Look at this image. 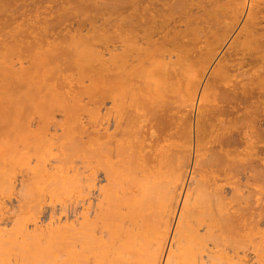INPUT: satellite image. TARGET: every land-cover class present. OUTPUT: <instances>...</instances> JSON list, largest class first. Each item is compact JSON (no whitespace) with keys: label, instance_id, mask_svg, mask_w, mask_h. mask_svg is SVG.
I'll list each match as a JSON object with an SVG mask.
<instances>
[{"label":"bare ground","instance_id":"obj_1","mask_svg":"<svg viewBox=\"0 0 264 264\" xmlns=\"http://www.w3.org/2000/svg\"><path fill=\"white\" fill-rule=\"evenodd\" d=\"M118 1H100L128 2L108 21L105 87L58 92L59 118L0 148L33 162L0 264H264V0ZM80 49L58 63H87Z\"/></svg>","mask_w":264,"mask_h":264},{"label":"rangeland","instance_id":"obj_2","mask_svg":"<svg viewBox=\"0 0 264 264\" xmlns=\"http://www.w3.org/2000/svg\"><path fill=\"white\" fill-rule=\"evenodd\" d=\"M100 1L108 0H88V8L79 10L78 4L84 2L85 5L87 1L0 0V148L16 131L24 130L31 121L35 120L36 124L41 120L51 123L59 118L60 111L51 107L53 103H57L58 98L55 95L58 92L77 97L79 89L86 88L85 86L93 90L105 87L102 78H106L104 71L108 61V21L113 13L125 9L122 5H127L128 2L118 1L123 4H118L113 10L106 2ZM232 1L240 4L245 1V5L248 3V0ZM232 1V6H235ZM246 8L247 6L245 10ZM230 16L233 17L232 14ZM233 18L223 23L225 26L220 28L222 31L219 30L217 39L222 40V34L228 30L229 23L235 22V17ZM242 22L243 19L235 23L232 36ZM232 36H229L226 43L230 42ZM78 48L85 52L83 58L89 63V69L87 63L80 64L77 69L71 66L67 67L70 70L64 69L65 65L58 63V59L65 52L74 55ZM69 50L72 52H68ZM56 55H59L57 59ZM217 60L218 58L210 65L205 79ZM198 99L199 95L196 105ZM40 105H46L47 110L41 111ZM26 107L29 110L26 111ZM3 161L4 158L0 159V163ZM4 162L5 166L0 164V219L11 215V202L17 196L19 181L30 177L33 171V162L30 159L18 165H11L8 159ZM9 226L5 228L9 229Z\"/></svg>","mask_w":264,"mask_h":264}]
</instances>
